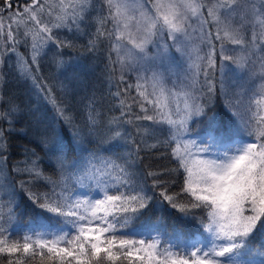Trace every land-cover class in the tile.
I'll return each mask as SVG.
<instances>
[{
  "label": "snow or ice",
  "instance_id": "6c2138e0",
  "mask_svg": "<svg viewBox=\"0 0 264 264\" xmlns=\"http://www.w3.org/2000/svg\"><path fill=\"white\" fill-rule=\"evenodd\" d=\"M90 9L91 0H30L23 6L0 0V40L12 52L30 41L36 64L50 42L72 46L54 29L86 34L81 26H88ZM94 23L88 50L95 52L102 39L110 42L109 83L120 111L104 126L109 147L86 142L99 138L92 104L81 128L52 88L31 76L62 121L52 129V147L43 145L55 161V178L45 175L34 150L25 149L24 167H13L30 177L18 186L39 210L27 226L16 212V186L0 184V264H264V250L251 245L264 230V83L250 93L230 92L226 83L232 64L242 69L256 59L264 78V0H103ZM193 39L207 47L203 55ZM226 44L239 45L246 55L234 59L229 53L235 49ZM18 63L30 74L27 60ZM217 94L232 119L221 123L213 114L203 134L194 133L190 124L205 114L204 99ZM7 116L0 113L10 125ZM4 132L0 128V176L7 162ZM160 148L173 167H138L141 152ZM38 181L44 191L28 187ZM154 203L199 227L138 226Z\"/></svg>",
  "mask_w": 264,
  "mask_h": 264
},
{
  "label": "trees",
  "instance_id": "16d2710c",
  "mask_svg": "<svg viewBox=\"0 0 264 264\" xmlns=\"http://www.w3.org/2000/svg\"><path fill=\"white\" fill-rule=\"evenodd\" d=\"M15 2L17 5L23 6L30 0H15ZM91 4L95 10L90 9V15L87 17L88 26H81L86 34L79 35L66 29H54L55 37L59 40H70L72 46L58 48L55 43L50 42L41 50L36 64L31 63L30 41L27 45L21 41L15 46L16 51L12 52L5 46L4 41L0 40V113L8 114L7 120L11 121L9 125L5 119H0V128L5 130L4 138L7 141V152L5 153L7 162L4 173L0 176V184L6 187L16 186L19 197L16 212L25 226L38 215L39 210L27 199L18 186L21 180H29L30 177L26 174L17 175L13 172V167L17 165L24 167V161L28 159L25 149L29 150V154L34 150L36 156L40 158V167L44 170L45 175L55 178V161L49 159L43 145L44 142H47L48 147H52V129L62 123L53 105L45 99L44 93L34 87L31 76L36 77L37 83L46 84L52 88L61 107L68 109L74 117L75 124L81 128L86 127L88 105L92 104L99 114L97 119L100 131L99 138L86 137V142L88 139H92L89 147H101L102 149L109 147L104 126L111 117L120 115L117 100L111 94L116 91V88L111 87L109 83V54H106L105 50L111 52L110 42L107 39H102L95 52L88 50L89 38L95 32L96 27L94 19L101 7L99 0H91ZM19 58L28 61L31 68L30 74L22 73L18 63ZM116 76L118 78L119 74L116 73ZM204 102L208 105L205 108V114L195 118L190 124L194 133L198 131L203 134L207 118L213 114L222 123L232 119L226 108V101L219 94L211 100L206 97ZM224 118L229 119L223 122ZM126 127L129 132H134L131 125ZM65 138L69 139L67 136ZM151 142L149 140V143ZM131 147L128 145L127 150H130ZM164 151L163 148H160L147 153L141 152L144 159L138 167L147 166L151 170L173 167L167 158H162L161 153ZM71 155L69 153V159ZM172 178H175L179 183V176ZM28 187H32L33 190H45L43 181L29 184ZM157 222H162L170 230L177 227L191 231L199 227L195 220H186L177 210L155 203L144 211L138 221V226ZM251 245L264 250V230L258 231L252 236ZM254 259L261 258L257 256Z\"/></svg>",
  "mask_w": 264,
  "mask_h": 264
},
{
  "label": "rangeland",
  "instance_id": "374dc122",
  "mask_svg": "<svg viewBox=\"0 0 264 264\" xmlns=\"http://www.w3.org/2000/svg\"><path fill=\"white\" fill-rule=\"evenodd\" d=\"M53 3H58V0H52ZM100 6L103 3V0H99ZM235 24H239V21H235ZM108 27H111L109 24ZM251 36V32L247 31V35L245 37L246 40H249ZM193 45H199L201 48L200 54L203 55L204 52L207 51V47L205 45H200L199 40L193 39L191 42ZM226 47L229 49H235V51L230 52L229 54L234 57V59H238L242 55H246V52L241 49L239 45H232V44H226ZM106 54H109L110 52L105 50ZM152 53V48L151 46L149 47V54ZM112 59H115V53H111ZM253 59H256L254 56ZM217 62L219 64V57L217 58ZM226 63H231V62H226ZM232 69L235 71H228V78L226 80L227 86L229 88L230 92L233 91H240V90H247L248 93L251 91L255 90L256 88L259 87L260 84L264 83V78L261 77L260 75V61L256 59V63L252 64L249 62L244 66V68H239L237 64H232L231 65ZM119 74V72H117ZM127 75V80L129 83H135V73L129 72L126 74ZM134 94V92L132 93ZM229 118H224V121H227ZM219 120V119H218ZM222 123V121H221Z\"/></svg>",
  "mask_w": 264,
  "mask_h": 264
}]
</instances>
